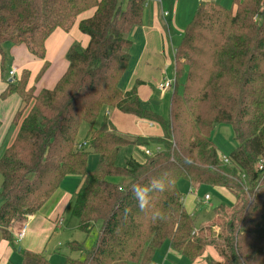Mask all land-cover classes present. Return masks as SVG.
<instances>
[{"label": "trees", "instance_id": "trees-1", "mask_svg": "<svg viewBox=\"0 0 264 264\" xmlns=\"http://www.w3.org/2000/svg\"><path fill=\"white\" fill-rule=\"evenodd\" d=\"M145 4L0 0L3 72L12 58L6 45H25L44 60L37 80L49 66L48 37L57 28L70 30L81 13L94 9L79 23L90 37L88 46L70 48L68 69L54 88L36 93L24 69L2 93L16 92L23 102L13 119L16 136L0 155L2 236L14 245V223L39 212L65 177L75 174L82 179L72 207L79 230L89 234L99 221L103 224L92 250L68 242L70 251L86 257L66 254L63 264H154L165 244L191 263L212 246L221 264H264V165L257 166L264 160V0H233V7L200 2L176 48L177 79L168 116L144 109L135 90L120 88L132 48L128 34L141 24ZM107 107L153 121L164 134L130 139L107 121L96 128ZM223 123L234 125L239 143L228 162L212 139ZM84 124L90 126L87 144L78 148ZM130 146L145 148L139 150L142 158L130 155L120 165L121 152ZM92 153L99 156L95 170H89ZM156 179L167 182V188L150 191L141 210L131 188ZM181 180L195 190L224 188L235 201L231 207L218 206L214 221L197 228L181 202ZM157 211L163 219H153ZM21 251L22 264H52L44 253Z\"/></svg>", "mask_w": 264, "mask_h": 264}, {"label": "crops", "instance_id": "crops-1", "mask_svg": "<svg viewBox=\"0 0 264 264\" xmlns=\"http://www.w3.org/2000/svg\"><path fill=\"white\" fill-rule=\"evenodd\" d=\"M202 1L212 0H146L141 24L134 26L128 34V38L132 42V48L130 49L129 64L120 80L122 91L128 93L135 90L144 109L165 116L164 114L170 106L173 91H168L164 95L160 92L158 86L166 77L176 75V48L181 43L187 26ZM123 3L125 6L127 0H123ZM93 13L94 9L81 13L70 30L57 28L48 37L45 46L49 66L45 74L38 80L37 76L40 74L44 60L34 56L25 45L7 44L8 54L12 58L5 72L2 69V56L0 55V120L2 121L0 127V155L16 136L17 127L13 125V119L23 107L22 99L16 92L8 97L2 96L8 86V80L19 79L22 71L28 69L30 71L28 87L34 86L36 93L42 89L54 88L68 69L67 53L70 48L75 43H80L83 47L88 46L90 37L80 30L79 23L82 19L92 16ZM12 69H16L17 72L13 78L9 75V71ZM97 120L96 128H100L107 121L113 125L118 134L127 136L130 139L162 137L164 134L163 129L157 123L113 107L103 108ZM89 130L90 126L87 125L84 132L86 135L82 142L86 140ZM82 142L79 141V143ZM154 147L150 148L154 149ZM139 150L144 151L145 148L127 147L126 158L134 155L140 160L142 154ZM81 180L79 175H67L57 191L52 194L39 212L29 218L27 216L26 219H19L15 222L12 226L14 245H10L3 238L0 230V248L2 250L0 251V264H7L14 252L22 254L19 248L21 250L26 248L39 253H47L46 249L53 235L64 224L66 205L75 195ZM189 187L190 194L184 197L182 193L181 202L186 210L192 214L193 191L195 189L191 187V184ZM216 190L222 193L227 192L224 188H216ZM203 200L206 202L205 196ZM210 200H213L211 195ZM26 222L28 228L25 237L19 240L17 232ZM15 246H19L18 249H15ZM169 250L180 257H185L171 247ZM208 256L214 259L220 258L215 248L209 246L199 259L193 263L189 262L190 264H202L203 261L207 262ZM185 258L188 259V257Z\"/></svg>", "mask_w": 264, "mask_h": 264}, {"label": "rangeland", "instance_id": "rangeland-1", "mask_svg": "<svg viewBox=\"0 0 264 264\" xmlns=\"http://www.w3.org/2000/svg\"><path fill=\"white\" fill-rule=\"evenodd\" d=\"M218 3L223 4L227 7H233V0H214ZM6 50L8 48L6 45ZM27 75V72L25 73ZM169 109V108H168ZM168 109L166 110L165 116H168ZM88 124H84L80 130L79 141H83L85 138V130ZM89 126V125H88ZM234 125L229 123L219 124L212 133V139L215 141L216 145L219 148L220 156H227L231 151H233L237 145L238 141L235 139ZM132 147V146H130ZM138 148V147H137ZM131 149V148H130ZM127 151L124 149L119 157V164L124 165L126 161ZM99 156L92 153L89 156V170H95L98 165ZM2 175L0 174V186L2 184ZM180 191L183 193L184 197L187 194H190V183L186 180L180 181ZM209 193L212 196L213 200L204 202L205 194ZM75 195L66 205V214L63 220V225L56 230L55 235H53L52 240L49 242L45 256L49 259L52 264H63L64 256L67 254L72 257L82 258L86 257V254L83 252H72L67 247L68 242L79 241L82 242L86 250L90 251L94 248L96 241L98 240L100 230L102 228V221H99L97 225L93 228L91 233L84 234L78 228V220L72 216V207L74 204ZM202 200V201H200ZM234 197L230 192H221L217 191L214 188L203 186L200 190L193 191V202H192V215L195 220V225L197 228L210 224L214 221L217 213L216 209L221 204L231 207L234 203ZM194 212V213H193ZM17 222V221H16ZM19 247V246H18ZM169 244H165L161 247L154 259V264H190L189 260L185 257H180L178 254H175L169 250ZM0 251L1 248H0ZM207 259V262L203 261L202 264H219L223 259L217 258L214 259L210 256ZM7 264H22V254L17 252L13 253V256L10 258ZM221 264V263H220Z\"/></svg>", "mask_w": 264, "mask_h": 264}, {"label": "clouds", "instance_id": "clouds-1", "mask_svg": "<svg viewBox=\"0 0 264 264\" xmlns=\"http://www.w3.org/2000/svg\"><path fill=\"white\" fill-rule=\"evenodd\" d=\"M167 188V182H165L162 179H156L153 181H150L148 186H142V185H134L131 188V191L134 193L136 200L138 201L139 207L141 210H144V208L147 205V198H148V193L150 191H159L163 192ZM129 211L128 208H125V214H127ZM153 219H163L162 214L157 211L153 214Z\"/></svg>", "mask_w": 264, "mask_h": 264}, {"label": "built area", "instance_id": "built-area-1", "mask_svg": "<svg viewBox=\"0 0 264 264\" xmlns=\"http://www.w3.org/2000/svg\"><path fill=\"white\" fill-rule=\"evenodd\" d=\"M10 73H9V75H10V77L11 78H13L15 75H16V69H12V70H10L9 71ZM176 75L175 76H173V77H169V78H167L166 77V79H164L163 81H161L160 83H159V86H158V88H159V90H160V92H162L164 95L168 92V91H173L174 89H175V85H176ZM86 142H82V143H78V148H82V147H84V146H86ZM146 153L147 154H150V153H152V152H150L149 150L147 151L146 150ZM223 158V160L225 161V162H228L229 161V158H228V155L227 156H224V157H222ZM263 165H264V160L263 159H260L259 160V162H258V168L259 169H262L263 168ZM210 200V195L209 194H206L205 195V201L207 202V201H209ZM31 215H29L28 216V218L30 217ZM27 228H28V224H27V222L18 230V232H17V236H19L18 237V239L19 240H21L23 237H25V234H26V231H27Z\"/></svg>", "mask_w": 264, "mask_h": 264}, {"label": "water", "instance_id": "water-1", "mask_svg": "<svg viewBox=\"0 0 264 264\" xmlns=\"http://www.w3.org/2000/svg\"><path fill=\"white\" fill-rule=\"evenodd\" d=\"M19 250L21 251V248H19Z\"/></svg>", "mask_w": 264, "mask_h": 264}]
</instances>
